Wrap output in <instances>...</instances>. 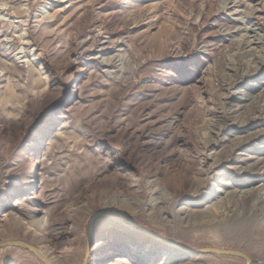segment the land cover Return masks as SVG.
<instances>
[{
	"label": "rangeland",
	"instance_id": "obj_1",
	"mask_svg": "<svg viewBox=\"0 0 264 264\" xmlns=\"http://www.w3.org/2000/svg\"><path fill=\"white\" fill-rule=\"evenodd\" d=\"M102 211L264 264V0H0V244L246 264Z\"/></svg>",
	"mask_w": 264,
	"mask_h": 264
},
{
	"label": "water",
	"instance_id": "obj_2",
	"mask_svg": "<svg viewBox=\"0 0 264 264\" xmlns=\"http://www.w3.org/2000/svg\"><path fill=\"white\" fill-rule=\"evenodd\" d=\"M101 213H115L117 214L119 217L125 219L127 222H129L130 224H132L133 226H136L137 228H139L140 230L155 236L165 242H167L168 244L170 243L169 240L163 239L155 234H153L152 232H150L148 229L142 227L140 224L127 219L123 213L118 212V211H102ZM97 214V213H96ZM95 214V215H96ZM100 214V213H98ZM93 216L90 218V221L92 220ZM4 247V246H23L25 248H27L30 252H32L33 254L37 255L39 258H41L42 260H44L47 264H53L52 262H50V260H48L47 258H45L38 250V248L29 245L25 242L22 241H10V242H4L0 244V247ZM89 246H86V256L84 258L83 264H86V260H87V253H88V249ZM181 249H184L185 251L189 252V253H194V254H204V253H214V254H219V255H226V256H234V257H240L242 259H244V261L246 262V264H250L252 263V259L245 253L238 251V250H231V249H221V248H214V247H204V248H198V249H189V248H185L180 246Z\"/></svg>",
	"mask_w": 264,
	"mask_h": 264
},
{
	"label": "bare ground",
	"instance_id": "obj_3",
	"mask_svg": "<svg viewBox=\"0 0 264 264\" xmlns=\"http://www.w3.org/2000/svg\"><path fill=\"white\" fill-rule=\"evenodd\" d=\"M125 217H126V215L125 214H123ZM43 219V218H42ZM46 219V218H45ZM42 223V222H41ZM38 224V223H37ZM31 233L34 235V236H41L42 234H43V231H42V228L41 227H33L32 229H31ZM170 245H173V246H175V247H177L178 249L180 248V246L178 245V244H175V243H173V242H171L170 241V243H169ZM38 250H39V252L45 257V258H47L48 260H50L49 259V257H48V255H47V253L45 252V250L44 249H39L38 248ZM89 252V251H88ZM88 254L89 253H87V258H88ZM50 262H52L51 260H50ZM251 264H253V263H251Z\"/></svg>",
	"mask_w": 264,
	"mask_h": 264
}]
</instances>
